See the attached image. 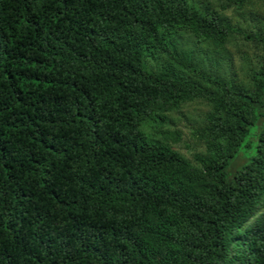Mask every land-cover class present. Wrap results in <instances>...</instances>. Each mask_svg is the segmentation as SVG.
I'll return each instance as SVG.
<instances>
[{
	"label": "trees",
	"instance_id": "1",
	"mask_svg": "<svg viewBox=\"0 0 264 264\" xmlns=\"http://www.w3.org/2000/svg\"><path fill=\"white\" fill-rule=\"evenodd\" d=\"M214 1L0 0V264H264V0Z\"/></svg>",
	"mask_w": 264,
	"mask_h": 264
},
{
	"label": "rangeland",
	"instance_id": "2",
	"mask_svg": "<svg viewBox=\"0 0 264 264\" xmlns=\"http://www.w3.org/2000/svg\"><path fill=\"white\" fill-rule=\"evenodd\" d=\"M204 3H213L214 6H218V3L214 0H200ZM209 1V2H208ZM227 14H231L229 10L226 11ZM231 16L233 23H239L244 28L250 29L253 24L256 22L257 24H261L262 22L258 21H252L250 18L248 20H243V18L246 17H240L237 13H232ZM254 20V19H253ZM226 52V59H224L223 67H225L226 62L232 61V67L231 74L237 75V77L240 76V69L241 63H240V56L242 53H253L254 48L253 45H243L238 40V38H234V40H231L228 42V44L225 47ZM246 51V52H244ZM228 68V67H227ZM228 72V71H227ZM208 106L200 101H195L191 103L190 105H187L182 108V110L178 113L172 114L173 122L174 124H171V126H174V128H178V130L181 133V138L179 142L173 143V147L177 149L181 154H183L188 159L193 158V154L197 152L203 151V145L191 135V131L198 126V122L200 121L201 116L208 110Z\"/></svg>",
	"mask_w": 264,
	"mask_h": 264
}]
</instances>
